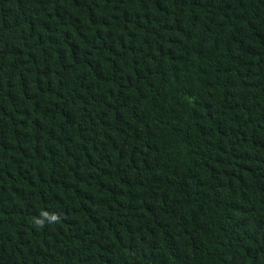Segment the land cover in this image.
<instances>
[{"label":"trees","instance_id":"obj_1","mask_svg":"<svg viewBox=\"0 0 264 264\" xmlns=\"http://www.w3.org/2000/svg\"><path fill=\"white\" fill-rule=\"evenodd\" d=\"M0 264H264V0H0Z\"/></svg>","mask_w":264,"mask_h":264}]
</instances>
